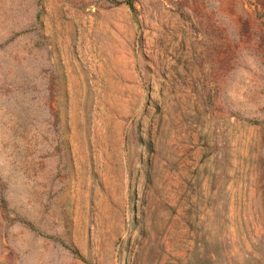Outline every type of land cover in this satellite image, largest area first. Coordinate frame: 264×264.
<instances>
[{"label": "rangeland", "instance_id": "374dc122", "mask_svg": "<svg viewBox=\"0 0 264 264\" xmlns=\"http://www.w3.org/2000/svg\"><path fill=\"white\" fill-rule=\"evenodd\" d=\"M0 197V264H264V0H0Z\"/></svg>", "mask_w": 264, "mask_h": 264}, {"label": "trees", "instance_id": "16d2710c", "mask_svg": "<svg viewBox=\"0 0 264 264\" xmlns=\"http://www.w3.org/2000/svg\"><path fill=\"white\" fill-rule=\"evenodd\" d=\"M127 3L132 5V0H127ZM6 206H7V204H6L5 199L3 197H0V208H1V210H5Z\"/></svg>", "mask_w": 264, "mask_h": 264}]
</instances>
